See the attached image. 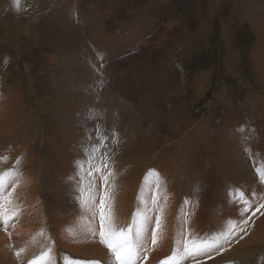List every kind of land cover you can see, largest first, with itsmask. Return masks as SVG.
I'll return each instance as SVG.
<instances>
[{"label": "rangeland", "instance_id": "1", "mask_svg": "<svg viewBox=\"0 0 264 264\" xmlns=\"http://www.w3.org/2000/svg\"><path fill=\"white\" fill-rule=\"evenodd\" d=\"M2 89L9 95L0 103V172L15 169L10 184L25 199L35 194L36 208H54L67 185L59 184L60 161L79 167L102 134L92 162L103 157V171L111 169L107 185L80 167L70 185L90 180L89 192L112 194L123 188L117 177L128 179L115 176V164L145 167L129 179L137 186L149 178L130 212L129 225L139 214L149 218L138 264L171 255L176 224L180 239H206L230 221L223 247L198 256L199 264H264L256 172L264 161V0H0ZM32 179L31 190L19 188ZM237 189L251 203L243 216L232 199ZM40 229L47 233L38 251L25 245L18 258L10 244L0 264H29L48 248L54 264H114L108 248L102 257L75 255L58 243L57 229Z\"/></svg>", "mask_w": 264, "mask_h": 264}, {"label": "bare ground", "instance_id": "2", "mask_svg": "<svg viewBox=\"0 0 264 264\" xmlns=\"http://www.w3.org/2000/svg\"><path fill=\"white\" fill-rule=\"evenodd\" d=\"M0 94H1L0 103L1 101L5 102L4 100L8 98L9 94H7V92L4 91V89H2V93L0 91ZM2 111L3 110H1V112ZM1 114L3 113H0V115ZM0 122H1L0 123V128H1L2 124L6 122V119L4 117H0ZM5 135L6 133L0 134V141L3 139ZM22 160L23 158L19 157V161L21 162ZM162 160L164 159H157L156 161L157 163H159ZM25 162L27 161L24 159V163ZM165 165H166V161H165ZM165 165L162 169H160V167L157 168L156 172H161L165 170L164 169ZM58 167H59V172H58L59 184L63 186L66 183L67 185L60 188L58 193L59 194L58 199L52 210L50 209V211L44 213L45 212L44 208H42L44 209V211L40 208H36L37 204L35 202L38 198L36 199L35 194L32 195L29 194V192H27L26 199L30 200L28 201L24 198L22 194L18 193L14 189L13 206L14 208L18 207L19 212H18V216L12 218L9 221L8 225L12 228L10 232V236L9 233L6 231L7 228L5 229V227L1 224L0 221V253L8 250L10 244H13L12 247L16 251L21 249L22 247L24 248L25 245H27L29 247L30 255H31L36 249V245L38 243L42 244V238L45 237L47 233L45 230H42L40 228L52 227L57 229L58 231V243L64 248H67L69 252L74 253L75 255H80L83 257H91V258H94L96 256L102 257L105 254L107 246L100 242V237H99L100 217L98 211H96L95 209L86 208L82 204V199L84 198V196L88 195L89 190H92V188L89 189L88 187L89 183L87 182L86 184H82L83 189H85L84 196H82L81 189H79V186L81 184L77 185V187L74 188H72V186L70 185V181L73 180V178H75L74 172L79 171V167L75 166L74 168H72V165H70L69 162L67 163L62 160L60 161ZM114 167H115V171H114L115 176L126 173L125 176L127 175L128 179L126 177H117V181H116L117 185L123 184V188L119 189L118 191H115L112 194H108L109 198L106 199L105 206H107V208L109 209L113 223L118 228L126 229L129 225L130 219L132 218V214L130 212L131 209H133L132 208L133 204H136V208L138 209L140 208V206L138 205L137 198L134 199V196L136 193H138L139 190L142 189V187L148 185L149 178L147 177L146 179V176L143 175L141 179L144 182H140L137 184V186H135L137 182H131L129 181V179L130 178L132 179V176L136 178L137 176L143 174L145 167L140 168L139 165L127 166L123 164H115ZM119 172H121V174H119ZM107 173L108 172L105 171H102L100 173L97 172V175H95L96 177L95 180L98 182V178H102V175H107ZM77 178L79 182H81V178L79 176H76V179ZM33 184L34 181L32 179V182H29L28 185L25 182H20L18 183V186L22 190H25L27 187V191H28L29 189L31 190ZM102 185L104 184H99L98 187L99 186L101 187ZM172 186H167L166 189L169 190ZM105 187L106 185L103 186V188ZM136 188L139 190L136 191ZM6 191L9 192L13 191L12 184L9 183ZM90 193L95 197L96 205L99 206L100 199L104 197L105 193L103 191H97L96 193L91 191ZM45 219H48L49 221H46ZM176 225H177L176 236L174 237L172 236V241H174L175 244L177 242L175 239L176 237L177 240H180L181 236L183 235L185 236L182 226L179 224ZM92 232H95L94 236L92 235ZM188 233L190 234V232ZM36 255H34L33 257H35ZM153 256L158 257L159 255H153Z\"/></svg>", "mask_w": 264, "mask_h": 264}, {"label": "snow or ice", "instance_id": "3", "mask_svg": "<svg viewBox=\"0 0 264 264\" xmlns=\"http://www.w3.org/2000/svg\"><path fill=\"white\" fill-rule=\"evenodd\" d=\"M17 3H19V0H17ZM88 139H91V137L89 136ZM103 139V135L100 134L97 143L91 145L87 159L83 163H78V166L84 170L86 177H91L93 171L102 172L104 168H107V163L103 160V157L100 158L101 163L99 165L93 164L92 162L94 154L99 150V146L102 144ZM6 160L7 157H0V161ZM17 163H19L18 160ZM85 164L88 165L87 168H85ZM256 172L259 175L261 183H264V161H261L259 166L256 167ZM150 173L158 176V173H155V170H150ZM15 174V169H8L0 172V221H2L5 229L7 228L9 221L18 216L19 212V210L15 209L13 206L15 185H13V191H6ZM110 175V170L107 175H102V179L105 181L106 185ZM84 179L85 177L82 176L81 182ZM88 187L89 189L92 187L90 180ZM84 192L85 189L81 188L82 196H84ZM108 198L109 196L106 191L104 197L100 199L99 206H97L95 197L89 192L88 195L84 196L82 199V204L86 208L98 211L100 217V242L106 245L111 251L112 256L114 257V264H138L141 252L145 250L146 226L149 222V218L146 215L139 214L138 216H134L132 224L128 225L127 229L118 228L113 223L110 212L105 210V201ZM232 199L235 203H240L242 205L241 216L248 212L251 203L243 191L239 189L234 190ZM260 207L264 208V204H261ZM244 223L247 224V220H245ZM156 228H160L159 218L156 220ZM234 228L235 224L230 221L229 226L225 231L214 234L206 239L190 238L177 240L176 247L171 255L161 260L160 264H183V262L189 257L193 259L194 264H199L196 258L210 250L217 249V247L222 248L223 245L221 244V240L228 239ZM92 235L94 236L95 232H92ZM157 241L158 234L156 231H153L151 242L155 245ZM24 251L25 249L21 248L16 251L15 255L19 258ZM51 252V248L42 251L39 256H36L29 261V264H54ZM64 259L65 264H98L97 261H76L69 257H65Z\"/></svg>", "mask_w": 264, "mask_h": 264}, {"label": "crops", "instance_id": "4", "mask_svg": "<svg viewBox=\"0 0 264 264\" xmlns=\"http://www.w3.org/2000/svg\"><path fill=\"white\" fill-rule=\"evenodd\" d=\"M234 217H235V216H234ZM235 220H236L235 223H237V219H236V218H235Z\"/></svg>", "mask_w": 264, "mask_h": 264}]
</instances>
